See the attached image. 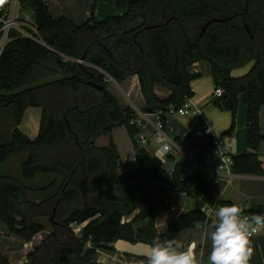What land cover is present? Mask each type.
<instances>
[{
    "label": "trees",
    "instance_id": "1",
    "mask_svg": "<svg viewBox=\"0 0 264 264\" xmlns=\"http://www.w3.org/2000/svg\"><path fill=\"white\" fill-rule=\"evenodd\" d=\"M21 2L35 12L50 48L15 37L0 57V85L9 98H0V109L13 108L15 125L11 141L0 144V163L27 154L21 164L24 179L40 173L61 178L36 189L45 197L31 199L33 189L0 174V219L11 235L31 241L44 230L36 219H50L52 232L29 253L31 264H100L93 259L96 249L118 239L175 242L180 231L206 221L202 209L194 208L159 233L156 219L171 208L176 193H199L210 204L228 205L214 196L209 180L188 174L183 161L170 172L140 144L139 129L130 124L135 112L94 86H107V75L118 83L137 75L146 101L142 111L164 113L192 97L190 82L198 74L188 68L207 60L215 85L228 94L225 106H218L232 113L231 130L239 96L248 109L249 150L234 155V172L264 175L258 155L264 140V0H115L123 14L102 20L92 15L81 25L65 16L54 18L43 0ZM156 84L171 89V95L159 97ZM31 106L42 109L34 139L17 127ZM119 125L128 127L134 144L133 172H119L122 161L113 142L97 145L101 135ZM243 209L248 215L264 214V207ZM143 220L145 226L135 227ZM83 223L78 236L72 225ZM251 246L250 264H264V236L251 240ZM0 264H12L1 249Z\"/></svg>",
    "mask_w": 264,
    "mask_h": 264
},
{
    "label": "crops",
    "instance_id": "2",
    "mask_svg": "<svg viewBox=\"0 0 264 264\" xmlns=\"http://www.w3.org/2000/svg\"><path fill=\"white\" fill-rule=\"evenodd\" d=\"M43 1L48 6L52 16L56 19L65 16L70 18L76 24L81 25L92 16V15L91 16L88 15L87 20L82 23L78 18L71 16V14H69L68 12L56 13L54 8L55 5L53 4L52 0H43ZM116 8H118L119 10ZM124 12L125 10L123 8H119L115 5V0L114 1L108 0V5L106 7V10L104 9V15L107 14L106 17L112 15H121ZM102 19L99 18L97 20H102ZM204 62L208 63L207 60H200L188 68V71L191 74H198L197 76L192 78L190 82L193 91V95L192 97H190V100L195 105V107H198L200 109L199 112L191 111L186 115H180L176 113L172 115V117L167 118L166 124H167L168 134L172 137V139H174V142L178 147L177 149H174V151L170 154L168 162L172 157H174L175 154L174 152H177L180 155L178 161H183L185 163L186 172L188 174H200L203 178H206L208 180L210 178L209 172L201 168V164L198 161H196V157L193 159H189V157H186L185 155L189 154L193 145H196L199 148L206 147V153H209L210 147L208 146V143H210L213 140V138L218 139L222 141L224 144L228 145V147L230 148L231 152L234 155H239L247 152L248 140L246 143V138L248 133V122H247L248 109L243 100V105L242 107H240V111H239L238 127L236 131L232 132V134L230 135L228 134L225 137V141L218 137L222 135L226 129H228L227 128L228 123L224 127L219 128L213 124V122L209 117V114L213 115L215 111H222L223 107H219L216 102H212V98H211L212 89L214 88V92H215L218 86L215 85L214 77L212 74V67L210 63L203 65ZM235 74L238 75L237 71H235ZM129 78H132V83L135 87L138 86L141 89L139 83V77L137 75H131L125 80ZM106 81H107V85L109 82L112 81L118 84L119 87L122 83V82L121 83L116 82L109 75H107ZM106 88L118 100L119 105L122 109L131 108L134 112H137V111H142V109L145 106L144 104L143 107L136 108L131 102L129 104H125L124 97L120 93L116 92L113 88L109 89L108 86H106ZM0 89H1V85H0ZM129 91L130 88L128 89V91L127 90L125 91V95L129 96L130 94ZM155 92L161 98H167L172 93L171 89H169L168 87L162 84L155 85ZM0 93H3L2 89ZM31 107H35V106H31ZM0 116H2L1 119H4V122L0 125V132H4V134L1 136L4 138H0V144H4L11 141L13 131L15 129L12 109L4 108L0 110ZM197 123L204 124L202 126L203 130L199 129L200 131L197 130L198 133L195 132L197 135L193 134L192 130L190 131L192 134L187 133L183 128V124L185 125L189 124L190 126L195 127ZM33 126L34 127L36 126L35 121L33 122ZM17 127L20 130L19 127H21V125L19 124ZM39 129H40V124H38L35 132H39ZM22 130L24 129L22 128ZM22 130L20 131L25 135H27ZM261 130H262V134L264 135V107L261 111ZM142 132L145 136L149 138L152 137L151 129L144 128ZM29 137L34 139L37 136L35 137L29 136ZM153 147L154 145L152 144V142L150 143L149 146H145L146 150L149 151V153H151ZM181 148L184 149L186 152ZM179 151L181 153H179ZM134 154H135V150H134ZM258 155L263 161L264 140L261 143L260 149L258 151ZM176 163H174L170 168H173ZM170 168L169 169L165 168V169L170 171ZM189 168L191 169V171L189 170ZM119 172L121 173L120 169ZM46 174H53V173H46ZM24 185L32 189L31 187L28 186V183H24ZM212 188H213L214 196L218 200H221L222 202H227L228 205L236 204L245 207V209H249L252 207H264V175L236 174L231 184H228L226 180L222 179L219 183L212 184ZM30 193H33V191L30 190L29 195ZM177 194L184 196L183 204L180 207H178L176 211L172 213L164 215L167 212L165 211L158 215L156 219V227L159 233H163L166 230L167 226L181 214L186 213L194 208H202L203 206V202L200 201V198L203 197H201L199 193H195V195L192 197L184 193H176L175 195ZM197 196H198V200L190 201V199ZM173 199H172V205H173ZM36 220L46 225V229L36 234L31 241H25L24 239H22L17 235H11L13 242H16V247L10 252L11 257H8L5 254V252L2 251L3 255L8 259L10 263L31 264L30 260L28 259L29 253L34 251L41 244L43 239L46 238L52 232V225L50 223L49 218H47L46 216H40ZM46 221H48V223ZM85 224L86 223L80 225H76V224L72 225L76 235L78 236L82 235V229L85 226ZM146 224H147V220H143L137 223L136 224L137 226L135 227L145 226ZM206 226L207 225L202 224V222L198 223L195 226L180 231L175 239V242L181 245L182 249L185 250L192 249L193 255L200 261V264H206L207 255L210 251V242L206 241L205 238ZM8 233L9 232L7 231V235H10ZM259 236H264V234H261ZM17 240H19V242H17ZM149 245L150 243L147 242H141V241L130 242L125 239H118L114 242L106 243L104 246L97 248L94 253L93 259L94 261L100 264H147V253L149 251L148 248Z\"/></svg>",
    "mask_w": 264,
    "mask_h": 264
},
{
    "label": "rangeland",
    "instance_id": "3",
    "mask_svg": "<svg viewBox=\"0 0 264 264\" xmlns=\"http://www.w3.org/2000/svg\"><path fill=\"white\" fill-rule=\"evenodd\" d=\"M53 4L55 5V12H68L71 14V16H74L80 20V22H84L87 20V16L94 15L96 19H102L107 16L104 15V9L106 10V7L108 5V0H52ZM111 1V0H109ZM114 1V0H113ZM24 6V5H23ZM118 9V8H116ZM119 10V9H118ZM21 15L25 18H28L30 21L35 20V12L32 11V9H23L22 8ZM99 15V16H98ZM111 15V14H110ZM82 61V60H81ZM209 63V62H208ZM207 62H204L203 65L208 64ZM247 67H244L242 69L237 70V74H242ZM158 85V84H157ZM108 88H113L116 92L120 93L125 100V104H129L130 102L136 107L141 108L146 103L145 98L143 96V93L141 92V89L138 86H134L132 83V78H129L125 81H123L119 87L118 84L114 82L108 83ZM128 86V87H127ZM130 88V94L129 96L125 95V91ZM123 90V91H122ZM1 92V89H0ZM1 99L8 98L7 95L4 93H0ZM214 97V88L212 89V95L211 98ZM9 99V98H8ZM243 105V99L241 96L238 97L237 100V108H236V115H235V126L233 130H231L232 126V113L230 111H227L226 109L222 108V111H215L213 115L209 114V117L214 125H216L219 128L224 127L228 123V129L224 131V133L220 136L222 140L225 141V137L229 134H232V132L236 131L238 127V116L240 107ZM9 109H12V115H13V108L7 107ZM29 108V109H28ZM4 108H1L2 110ZM41 117H42V111L41 108L38 107H27L22 119H21V127L25 130H22L21 127L20 130L25 132L27 135L31 137H35L39 134V132H35L38 124H41ZM172 117V115L168 116V118ZM2 116H0V125L4 122V119H1ZM36 122V126H33V122ZM203 123H197L196 126H190L183 124V128L187 133H191L190 131H193V134L198 133L197 130H203ZM199 130V131H200ZM206 133V131H205ZM4 134V132H0V138ZM192 134V133H191ZM197 135V134H196ZM196 141V140H195ZM110 142H113L115 145V148L120 155L121 158V173L125 172H133L137 169V163L135 161V154H134V146L133 141L129 133V129L126 125H119L113 128V130L107 134L101 135L97 140V145L101 147H106L110 144ZM247 143V138H246ZM247 147L249 150V145L247 143ZM199 147L196 145H193L192 149L190 150L189 154L185 155L186 157H189V159H193L196 157V150ZM182 149V148H181ZM180 149V151H181ZM184 150V149H182ZM179 151V153H181ZM185 151V150H184ZM154 153V151H151ZM186 152V151H185ZM174 157H172L167 164H164V167L166 169H169L174 163H176L180 157V155L177 152H174ZM27 154H17L13 157L9 158L6 162L0 163V174L11 176L17 180H19L21 183H28V186L31 187L33 190V193H30L29 197L31 199H42L45 197V193L37 192L36 189L43 188L44 186L50 184L51 182L57 181L58 183L61 181V178L57 174H44L40 173L36 175L34 179L26 180L21 176V164L27 160ZM264 161V159H263ZM191 171V169L189 168ZM206 176V175H205ZM216 187V186H215ZM36 191V192H35ZM184 196L177 194L174 195L173 199V205L169 210H167L166 214L172 213L178 209L183 204ZM198 200L197 197H193L190 199V201ZM223 205H220L219 207H222ZM136 214V213H135ZM133 214V216L135 215ZM131 216L130 219L133 217ZM47 217V216H46ZM163 217V216H162ZM48 218V217H47ZM129 219V220H130ZM48 223V221H46ZM135 226H137L135 224ZM44 229H46V225H44ZM8 227L4 221L0 219V249L1 251H4L5 254L8 257H11V251L16 247V242H13V239L10 235H7ZM81 234V233H80ZM19 242V240H17Z\"/></svg>",
    "mask_w": 264,
    "mask_h": 264
},
{
    "label": "built area",
    "instance_id": "4",
    "mask_svg": "<svg viewBox=\"0 0 264 264\" xmlns=\"http://www.w3.org/2000/svg\"><path fill=\"white\" fill-rule=\"evenodd\" d=\"M21 10V0H0V57L8 42L15 37L30 39L48 47L42 39L35 20L30 21L28 18L23 17L21 15ZM13 34H15V36ZM79 62L83 61L79 60ZM224 93L225 90L222 87H217L213 98L218 99ZM199 110L200 109L195 107L190 98H188L181 107L177 108L172 106L164 113L161 111L154 113L137 111L131 117L130 124L139 129V141L143 147L149 146L152 142L154 145V153H151L158 157L164 165L168 162L169 156L174 149L178 148L174 139H172L167 132L166 121L168 116L176 113L186 115L191 111L199 112ZM144 128L151 129V138L143 134L142 130ZM208 146L210 147L209 153H206V147L196 150V161L201 164L203 170L209 172L210 178L208 180L212 184L219 183L222 179L226 180L228 184H231L236 175L234 172V154L231 152L228 145L215 138L208 143ZM173 170V168H170V172ZM200 201L203 202L201 209L206 214V221L202 222V224L208 225V220L210 218H215L214 210L218 209L219 205L209 204L204 201L203 198H200ZM261 234H264V230L253 235L251 240Z\"/></svg>",
    "mask_w": 264,
    "mask_h": 264
},
{
    "label": "clouds",
    "instance_id": "5",
    "mask_svg": "<svg viewBox=\"0 0 264 264\" xmlns=\"http://www.w3.org/2000/svg\"><path fill=\"white\" fill-rule=\"evenodd\" d=\"M214 219L206 226L210 242L206 264H250L251 238L264 230V214H245L240 205L214 210ZM147 264H200L192 249H182L172 240L155 239L148 246Z\"/></svg>",
    "mask_w": 264,
    "mask_h": 264
},
{
    "label": "water",
    "instance_id": "6",
    "mask_svg": "<svg viewBox=\"0 0 264 264\" xmlns=\"http://www.w3.org/2000/svg\"><path fill=\"white\" fill-rule=\"evenodd\" d=\"M94 86L96 88H98L99 90L105 92L107 89H106V86L103 85V84H94ZM228 98V94L227 93H224L222 96H220L217 100H216V103L217 104H222L223 106H225V102Z\"/></svg>",
    "mask_w": 264,
    "mask_h": 264
}]
</instances>
